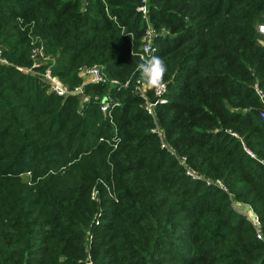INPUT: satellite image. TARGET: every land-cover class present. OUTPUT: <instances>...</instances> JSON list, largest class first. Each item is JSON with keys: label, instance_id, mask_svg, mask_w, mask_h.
I'll return each instance as SVG.
<instances>
[{"label": "trees", "instance_id": "obj_1", "mask_svg": "<svg viewBox=\"0 0 264 264\" xmlns=\"http://www.w3.org/2000/svg\"><path fill=\"white\" fill-rule=\"evenodd\" d=\"M141 1L0 0V47L12 64L0 65V264H264V241L233 206L252 209L264 238L254 88L264 93V0H146L147 20ZM148 24L167 66V102L153 116L133 92ZM40 41L68 88L81 68L106 74L83 85L82 109L17 68L31 66ZM104 96L117 102L111 122ZM155 125L193 171L228 192L185 175Z\"/></svg>", "mask_w": 264, "mask_h": 264}, {"label": "built area", "instance_id": "obj_2", "mask_svg": "<svg viewBox=\"0 0 264 264\" xmlns=\"http://www.w3.org/2000/svg\"><path fill=\"white\" fill-rule=\"evenodd\" d=\"M137 11L141 14L142 18L147 20V4L146 0H142L141 4L137 7ZM257 31L261 34L264 35V24H259L257 27ZM155 35V32L153 28L148 24L147 28L145 29L144 33L142 34L140 38V44L137 49L138 56L140 57L141 55H148L149 53L155 55V48L152 45V39L153 36ZM30 57L32 59V64L28 68L25 67H18L17 68L25 73H30L34 75H38L42 81L45 83L47 86V89L50 92H54L55 94L61 96V97H66V96H78L79 99V106L82 109L83 108V103L86 102L89 97L84 95L83 92V85L87 83H99V82H105L107 81V76L103 72L102 68L94 65L89 68H81L79 71V76L81 77L82 81L81 83L74 87L73 89L68 88L65 84H63L60 79L52 73L51 67L47 64L51 59L50 56L45 54L44 46L42 42L40 41L39 44H37L33 49L30 54ZM0 65L3 66H8L12 65L8 59H6L3 55L2 48L0 47ZM41 65H47L44 70H38V67ZM112 84H117L118 82L115 80L110 81ZM164 83V87L160 89H149L145 83H143L140 80V77L136 78L135 80V86H134V94L140 96L142 99H144V104L143 108L146 110V112L153 116L154 115V107L156 104L160 103H165L167 102V97L166 94L168 92V87L167 83ZM128 81L123 83L122 85L125 87L127 86ZM255 91L257 95L260 98V101L263 105V110L260 112L261 118L264 120V93L263 91L257 87V85L254 86ZM151 91V96L149 97L148 91ZM81 95V98H80ZM76 96V97H77ZM117 102H113V99L111 96H104L100 100V111L102 113V116L104 119L109 120L110 122L112 121V108L115 106ZM151 132L154 133L158 139L160 140V146L161 148L167 150L170 154L175 155L178 159V163L183 167L185 175L190 177L193 180L200 179L204 181L208 185H215L218 188L222 189L225 192H228L227 187L218 179H208L202 176L201 174L193 171L185 161V158L182 156L177 155L172 149H170L167 144L163 141V133L162 130L159 128L158 125H155L153 128H151ZM236 135L235 133H233ZM116 137L112 139L114 141L113 146L116 147V142L115 141ZM100 141H106L109 143L110 140L105 139L103 137L99 138ZM247 153L251 156H254L249 150H247ZM30 173V172H29ZM30 176V175H29ZM29 178V177H28ZM110 195L113 196V194L110 192ZM91 198L92 199H97V190H93L91 193ZM235 204V205H234ZM233 206H238L241 210L244 208L246 211V215L249 217L250 222L255 226L256 229V236L257 238L261 239L264 241V238L262 237L261 231H260V223L258 221V218L256 214L250 209L248 206L243 207L241 206L240 203L234 202ZM249 211L251 213H249ZM88 264H92L90 261H88Z\"/></svg>", "mask_w": 264, "mask_h": 264}, {"label": "clouds", "instance_id": "obj_3", "mask_svg": "<svg viewBox=\"0 0 264 264\" xmlns=\"http://www.w3.org/2000/svg\"><path fill=\"white\" fill-rule=\"evenodd\" d=\"M137 72L139 73L140 80L149 89H160L164 87L163 78L167 72V66L162 58L151 53L146 56L141 55L137 64Z\"/></svg>", "mask_w": 264, "mask_h": 264}, {"label": "rangeland", "instance_id": "obj_4", "mask_svg": "<svg viewBox=\"0 0 264 264\" xmlns=\"http://www.w3.org/2000/svg\"><path fill=\"white\" fill-rule=\"evenodd\" d=\"M18 67H22V66H18ZM25 68H28V67H25ZM34 75V74H33ZM77 96V95H76ZM78 97V96H77ZM80 98H81V95H80ZM78 99H79V97H78ZM29 175H30V173L27 171V172H25V173H23L21 176H22V178L23 179H28V177H29ZM233 204H234V202H233ZM235 205V204H234ZM244 206H242V208H243ZM234 208H238V209H240L238 206H235ZM237 209V210H238ZM240 212H242L243 214H245L246 215V211L244 210V208L243 209H241V210H239ZM246 217L248 218V220H250L249 219V217L246 215Z\"/></svg>", "mask_w": 264, "mask_h": 264}, {"label": "crops", "instance_id": "obj_5", "mask_svg": "<svg viewBox=\"0 0 264 264\" xmlns=\"http://www.w3.org/2000/svg\"><path fill=\"white\" fill-rule=\"evenodd\" d=\"M244 207H246V206H244Z\"/></svg>", "mask_w": 264, "mask_h": 264}]
</instances>
